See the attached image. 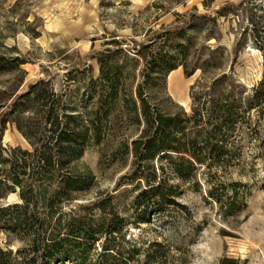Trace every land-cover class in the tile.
<instances>
[{"label":"trees","instance_id":"obj_1","mask_svg":"<svg viewBox=\"0 0 264 264\" xmlns=\"http://www.w3.org/2000/svg\"><path fill=\"white\" fill-rule=\"evenodd\" d=\"M20 4L17 0L9 11ZM202 16L217 23V16ZM198 27L189 22L161 32L151 28L147 41L131 39L133 47L127 37L107 40L118 48L98 55L100 75L91 79V105L84 111L56 90L51 77L24 87L29 60L0 31V78L6 77L0 79V200L10 193L19 198L0 202V230L22 242L16 249L0 244V264H68L78 258V264H187L164 241L129 244L128 226L168 211L175 231L183 223L188 229L183 246L190 253L201 227L190 223L192 210L179 200L182 182L205 187L224 216L245 206L242 183L227 184L218 175L242 161L248 131L264 112V78L247 89L233 74L214 75L220 64L215 52L201 53L203 46L186 35ZM252 31L264 52L260 29ZM29 34L36 38L40 32ZM179 67L186 77L201 71L190 88V112L167 91V76ZM115 121L139 131L111 149L114 160L130 162L118 187L131 184L137 191L132 216L119 208L115 193L89 204L76 201L97 180L96 172L80 163L88 142L107 144ZM9 125L26 138L28 148L4 143ZM222 264H238V259L225 257Z\"/></svg>","mask_w":264,"mask_h":264},{"label":"rangeland","instance_id":"obj_2","mask_svg":"<svg viewBox=\"0 0 264 264\" xmlns=\"http://www.w3.org/2000/svg\"><path fill=\"white\" fill-rule=\"evenodd\" d=\"M16 1L0 0V31L4 29L8 33L6 42L17 45L29 60L24 65L28 72L24 87L41 77H51L56 90L65 93L81 111L91 105L90 82L100 75L98 55L107 47L118 48L107 45V40L127 37L126 43L133 47L135 40L147 41L154 31L175 29L189 22L199 27L186 35L194 38L196 47L203 46L201 53L215 52L219 59L214 75L233 74L247 89L264 78V52L258 48L252 31L257 26L264 41V0H21L20 7L10 12ZM217 11L225 14L218 15ZM202 15H218L217 23ZM34 30L40 32L39 37H31L29 32ZM172 72L167 76L168 94L190 112V88L201 71L191 77H186L183 67ZM110 125L113 130L107 144L88 142L80 163L91 167L97 180L76 201L89 204L99 195L115 193L119 208L132 216V201L137 191L131 184L118 187L130 162L114 160L111 149L115 141L135 138L139 131L121 121ZM4 143L29 147L14 125L5 131ZM218 178L227 184L242 183L238 189L245 206L233 215L224 216L219 205L207 198L205 187L182 182L179 200L192 210L190 223L201 227L190 243V253L183 246L188 229L183 223L175 231L168 211L151 215L147 222L131 223L127 228L129 244L164 241L172 255L178 260L187 258V264H222L225 257L238 259V264H264V112L248 131L242 161L229 171L220 172ZM18 200L16 193H10L0 202ZM72 205L67 204L66 208ZM170 209L177 215V210ZM0 244L16 249L22 242L0 230ZM89 257L96 260L95 255ZM85 258L88 262V254ZM79 262L78 258L68 264Z\"/></svg>","mask_w":264,"mask_h":264},{"label":"bare ground","instance_id":"obj_3","mask_svg":"<svg viewBox=\"0 0 264 264\" xmlns=\"http://www.w3.org/2000/svg\"><path fill=\"white\" fill-rule=\"evenodd\" d=\"M172 73H173V72H172ZM172 73H171V74H172Z\"/></svg>","mask_w":264,"mask_h":264}]
</instances>
